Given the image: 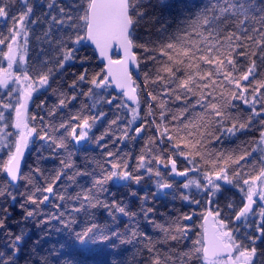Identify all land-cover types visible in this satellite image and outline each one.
<instances>
[{"label": "snow or ice", "instance_id": "snow-or-ice-1", "mask_svg": "<svg viewBox=\"0 0 264 264\" xmlns=\"http://www.w3.org/2000/svg\"><path fill=\"white\" fill-rule=\"evenodd\" d=\"M0 173V264H264V0H0Z\"/></svg>", "mask_w": 264, "mask_h": 264}, {"label": "trees", "instance_id": "trees-1", "mask_svg": "<svg viewBox=\"0 0 264 264\" xmlns=\"http://www.w3.org/2000/svg\"><path fill=\"white\" fill-rule=\"evenodd\" d=\"M154 3H160L161 0H153ZM45 8H46V4H45ZM47 25L45 24L44 25V28L46 29ZM141 32L143 33V29H141ZM36 33L37 35H40L41 34V30L40 29H37L36 30ZM33 43L35 44V36H33ZM113 58H116L114 55H113ZM99 63L98 60H97V57L94 59L93 61V64H97ZM100 67H103V65H100ZM96 71H99V68L96 69ZM134 79H136L134 76H133ZM139 84H143V72H140L139 73V80L137 81ZM159 91V88L157 89ZM113 94H115L113 92ZM166 99V98H165ZM174 99V98H173ZM166 102L168 104V107L172 110V111H176V108L172 102V100H167L166 99ZM178 103V102H177ZM76 107H79V103H77ZM33 108H35V105H33ZM106 112L108 111L107 108L104 109ZM114 118L111 113H109V119H112ZM105 126L108 124V121H105ZM104 129L103 128H100L96 134L99 135L101 131H103ZM133 134H135L133 132ZM116 135H120L119 132L116 133ZM258 135V133L256 134ZM241 139H248L247 137H242ZM144 141L143 140H139V141H131V140H126V141H121L119 142L118 144V147L121 151V153H132V156L130 158V163L135 165L136 164V156L140 153V150L142 148V145H143ZM237 143H239V141H237ZM39 145L37 144L36 147H34L32 149V152L31 153H27L26 152V159H25V163H24V172L27 173L29 171V168L30 167H34L36 165V161H37V155H36V148H38ZM217 148L221 147L220 145H216ZM224 147H231V145H228V144H225ZM100 150L97 149L96 152H89L87 155L89 157V159H91L93 156H95L97 159H100ZM43 155L45 156H48L49 153L47 151H45L43 153ZM63 155V153H62ZM84 157H85V153L83 152H80V153H76L74 154L73 158H72V162L75 163L76 165L80 166L84 163ZM127 158V157H126ZM59 164V158H57V160L55 161V164H53L52 162H48V163H43L41 162V167L42 168H45V169H51L53 168L54 166L58 165ZM153 167H155V165H153ZM183 167V166H181ZM71 174V173H70ZM3 176V173H0V177ZM42 182V181H41ZM107 189H108V195H111L112 193H116V198L118 200L122 199L124 201L125 204H127L129 202V189L127 188H123V187H120L119 185L117 184H113L111 182H109V184L106 186ZM21 191H23V183L21 184ZM61 191L63 189H60ZM77 189H73L72 191H76ZM145 190L148 191V196H149V200H148V204L145 206V207H152L155 209V218H159V220H163V219H166L167 217L164 216L162 217L161 214L162 213H168L171 209H173L174 207L176 209H180V203L179 201H175L173 202L172 199H171V196H161L155 200L152 199V193L156 191L155 189V186H154V182L153 181H147L146 183H143L141 186H140V190L138 191V194H137V199L135 200V204H136V207L138 209L139 207V199L138 197L139 196H142L144 195V192ZM53 210V206L51 204H49L45 209L44 211H52ZM17 211H19V209L17 208ZM191 209H188V208H185L182 210V212H190ZM199 211V210H197ZM177 214H182V213H177V212H173L172 215L175 216ZM15 219H21L20 216H16L14 217ZM159 222V221H158ZM202 221H194L193 222V231H192V238L195 239L196 238V232L199 231V224L201 223ZM141 227L142 229L144 228V225H143V220H142V217H141ZM150 234L152 233V229L149 227L146 229ZM153 239L156 240L157 237L154 235L153 236ZM189 244L191 243V241L188 242Z\"/></svg>", "mask_w": 264, "mask_h": 264}, {"label": "water", "instance_id": "water-1", "mask_svg": "<svg viewBox=\"0 0 264 264\" xmlns=\"http://www.w3.org/2000/svg\"><path fill=\"white\" fill-rule=\"evenodd\" d=\"M118 51H119L118 49L113 48V49L110 50L109 55H111L112 58H113V55H114L116 58H113V59H117L118 58V56H117ZM97 60H98V62L100 60V58L98 56H97ZM117 70H119V69H117ZM132 71H133V76L136 78L137 74L135 72V66H133ZM113 88H114V86H113ZM114 93H115V91H114ZM129 103H131V102H129Z\"/></svg>", "mask_w": 264, "mask_h": 264}, {"label": "rangeland", "instance_id": "rangeland-1", "mask_svg": "<svg viewBox=\"0 0 264 264\" xmlns=\"http://www.w3.org/2000/svg\"><path fill=\"white\" fill-rule=\"evenodd\" d=\"M5 66H6V64H5Z\"/></svg>", "mask_w": 264, "mask_h": 264}]
</instances>
